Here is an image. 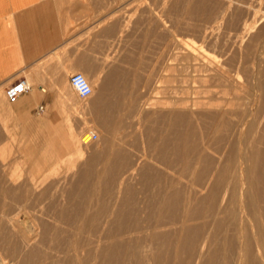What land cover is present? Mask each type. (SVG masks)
Masks as SVG:
<instances>
[{
    "label": "bare ground",
    "instance_id": "obj_1",
    "mask_svg": "<svg viewBox=\"0 0 264 264\" xmlns=\"http://www.w3.org/2000/svg\"><path fill=\"white\" fill-rule=\"evenodd\" d=\"M216 3V9H201L204 18L211 21L210 28L203 33L210 47H204L206 42L197 45L198 42L176 36L168 40V56L171 53L175 62L167 68L174 101L168 107L170 111L167 110L169 118H165L169 119L167 127L174 131L167 135L161 133L165 135L161 136L160 147L152 142L147 146H154L159 153H164L167 146L180 161V168L176 165L173 169L171 163L173 168L167 169L168 172L164 168L163 172L156 168L153 171L150 167L148 172H140L137 166L143 160H138L119 172L115 166L121 167L131 159L126 161L128 149H122L123 159L105 160L101 170H91L90 194L82 204L68 206L59 215L53 213L55 210L52 214L40 209L36 218L32 215L36 219L34 224L20 226L17 234L20 251H26L25 259L22 257L25 264L34 260L36 264H264V81L260 79L261 70L244 65L242 71L251 69L252 74L242 83L238 61L239 65L226 62L232 51L241 53L250 47L255 50L264 47V0H216ZM188 12L195 14L194 7ZM257 56L255 53L254 58L258 59ZM84 78L90 86L89 98L98 92L95 93L96 84L87 75ZM100 86L99 102L116 90L114 76L110 72L105 74ZM118 89L123 96L121 88ZM158 104L153 108L157 109ZM133 112L127 116H133ZM139 112L134 114L136 124H140ZM87 139L85 135L84 141ZM120 140L125 142V134ZM90 144L91 141L76 142L74 154L81 156ZM70 154L61 160L67 166L73 161ZM153 162L160 168L161 162L158 165ZM132 163L130 160L127 165ZM60 171L61 174L57 172L54 176L49 172L51 177L46 176L33 188L36 190L49 178H56L61 185L66 176ZM57 186L52 187L51 194L58 193ZM137 186L142 187L141 192ZM62 191L60 196H64ZM110 193H113L111 203L115 209L103 217L100 213L107 208L104 209L103 197ZM92 203L99 206L93 208ZM92 208L95 211L89 216ZM98 214L106 219L96 222ZM9 253H15V245Z\"/></svg>",
    "mask_w": 264,
    "mask_h": 264
},
{
    "label": "rangeland",
    "instance_id": "obj_2",
    "mask_svg": "<svg viewBox=\"0 0 264 264\" xmlns=\"http://www.w3.org/2000/svg\"><path fill=\"white\" fill-rule=\"evenodd\" d=\"M192 6L194 7L195 13L193 15L188 12V9ZM75 7L76 20L74 31L78 32V30L83 29L82 34L77 36L75 41L81 39L85 49L89 48L91 65L84 72L74 70L70 74L80 72L84 76L87 75L96 84L95 93H98L89 98H78L68 85L67 77L69 74L58 81L42 84L44 92L51 91L52 97L46 102L40 103V100L35 101L28 107L26 114H20L17 117L14 111L19 110L17 106L18 100L13 104L7 103L3 95L5 85L0 86V264H25L23 261L26 251H20V237L17 234L20 226L22 225L21 227H24L32 223L34 224L36 219L34 220L33 217H37L36 215H38L40 209H44L45 212L49 213L55 210L53 213L55 212L54 214L58 213L59 215L68 206L82 204L81 201L90 194L89 183L91 181V170H101L105 160L110 161L112 159L118 161L120 158L123 159L124 150L128 149L129 152L125 151L127 157L125 159L127 161L131 157L130 160L133 163L127 165L129 160L125 162L126 164L121 165V167L120 164H117L115 168L118 166L116 170L119 172L135 165L138 160H143L137 166L140 172H148L150 168L153 171L156 168L159 172L164 168L168 172L167 169L170 170L172 164L174 166V168L172 167L173 169H176L175 167L180 164V161H178L176 156L171 152V149L167 146L165 147L167 149L164 153H159L157 148H153L154 146H147L148 142H152L156 147H160L162 144V141H160L162 139L161 136L163 137V135L174 131L167 127L169 119H166L167 117L169 118L170 108L168 109V107H171L172 101H174V94L170 90L172 84L169 82L168 75L170 71L168 69L170 68L169 65L174 66L175 64L171 53L168 56L170 52L168 40L176 36L192 43L198 42L197 45H200L199 42L202 44L206 42L204 47H210L208 41L206 39V41L204 40L203 33L210 28L209 25L211 24L208 22L211 21L208 18H204L205 16H203L204 14L201 9H216V0L215 2L214 0H75ZM78 7L81 10L80 16L78 15ZM211 44L214 45V43ZM215 49L217 52L219 51L217 48ZM251 49H254V52ZM245 52L248 54V56H245L249 58L244 56L246 54ZM258 52L259 54H257ZM231 53L234 55H231ZM237 53L235 51L230 52L227 57L229 60L227 59L226 62L228 64H240H238L240 66L239 80L241 82L243 81L242 83H246L244 81L250 77L252 74V66H254V69L261 70V72L259 71L261 78H259L264 81V68H262L264 66H262L264 64V47L258 50L250 47L246 51ZM255 53L258 55V59L254 58ZM250 59L252 61L255 60L257 63L254 61L250 64ZM94 63L96 64L95 67L93 66ZM244 65L247 67L250 66L248 68L251 69H244L242 71L243 67L245 68ZM108 72L114 76L116 90L114 92H107L108 94L106 95L108 96L99 102L98 95L102 92L100 81ZM26 79L31 85V90L25 95L30 94L31 91L35 93L37 91L35 84L28 78ZM119 87L121 88L123 96L119 95ZM156 100H159V102H155ZM94 101L97 102V105H94L96 104ZM107 101L108 105H106ZM144 102L146 103L145 106H143L145 104ZM152 103L153 106H151ZM39 104L43 106V110H45L46 105L50 108L48 122L44 121V126L54 127L49 132L47 140H52L57 150L55 147H46V143L49 142L41 139V137H37V132L41 131V128L44 127L39 123L43 119V112H36L35 109ZM111 104H114L115 107ZM156 104H158V108L154 109L156 108L154 107ZM98 105L99 107H97ZM142 108H146L147 110L144 109V111ZM163 108L166 109L163 110ZM137 109H140V112ZM130 112H133V116H130ZM135 112L141 113V118L143 116L142 119L140 118V124H136ZM155 112L157 115H155ZM128 113H130L129 116H127ZM100 114H104V121ZM153 115L155 117L158 116V120L156 118L157 121ZM128 118L133 121L130 122ZM122 122L123 124H121ZM36 123H39L37 128H40V130L35 128ZM133 126L135 127L133 128ZM24 127L27 128L23 132L26 133V138L20 135ZM88 129H91L90 132H95L96 138L91 141L89 147L83 150L81 156H76L73 152L74 144L76 142L80 143V135ZM121 131L125 134L124 143L120 140L123 135ZM161 133L165 134L161 135ZM60 147L65 148L67 153L60 149ZM54 150L57 153L50 155V152L53 153ZM68 152L71 153L69 157L73 161L71 165L67 166L68 163L61 160ZM144 152L148 154L145 155ZM140 153L141 158H139ZM95 156L96 158H94ZM175 159L177 160L175 161ZM156 160H160L159 162L161 163L159 164ZM153 161L157 165L159 164L158 167L160 168L157 169ZM150 162L153 164L149 165ZM62 165H66L68 168ZM55 166H57L55 169H58L60 173L58 171L57 173L55 169L52 170ZM126 166L128 167L126 168ZM179 168L180 165L177 169ZM60 170L63 173L65 172L66 176L65 182H62L61 185L60 183L59 185L57 184L58 180L56 178H49L46 182L40 184V187L36 190L33 188L34 184H39L46 176L51 177L49 172L54 176L55 173L61 174ZM55 183L59 186L58 193L63 190L64 192L62 191L61 193H64V196H60V193H50L53 190L52 187L57 186ZM140 187L137 186L138 190H136L138 192L142 191V187ZM110 192H113V190ZM58 195L61 198H58ZM103 198L105 199V204H103L105 205L104 209L107 208L105 212L100 214L103 217L104 215L107 217L109 210L115 209V205L111 203L113 193ZM98 206L92 203L93 208H97ZM93 208L89 210V216H92L95 211ZM35 210L37 213H34L36 212ZM27 212L31 217L33 215V217L28 216ZM100 214L96 215V222H100L98 219H103V221L106 219L102 218ZM141 216L144 218V213ZM14 245L15 253L12 255L9 252ZM151 250L154 251V249ZM35 261L30 262V264H36L37 261Z\"/></svg>",
    "mask_w": 264,
    "mask_h": 264
},
{
    "label": "crops",
    "instance_id": "obj_3",
    "mask_svg": "<svg viewBox=\"0 0 264 264\" xmlns=\"http://www.w3.org/2000/svg\"><path fill=\"white\" fill-rule=\"evenodd\" d=\"M75 20V0H0V86L28 78L37 88L35 93L25 95L30 85L29 91L18 98L19 110L14 111L17 117L26 114L35 101L46 102L52 97L51 91L44 92L42 84L58 81L74 70L84 72L91 65L89 48L85 49L81 39L75 41L83 31H74ZM49 110L48 105L42 110V126L48 122ZM53 129L44 126L37 137L47 140ZM26 130L22 129L21 137L26 138ZM47 142L46 147L57 148L52 140ZM60 149L66 153L65 148Z\"/></svg>",
    "mask_w": 264,
    "mask_h": 264
},
{
    "label": "built area",
    "instance_id": "obj_4",
    "mask_svg": "<svg viewBox=\"0 0 264 264\" xmlns=\"http://www.w3.org/2000/svg\"><path fill=\"white\" fill-rule=\"evenodd\" d=\"M68 85L74 91L78 98L84 99L90 93V86L87 80L80 72H74L67 77ZM30 85L27 83L25 78H17L14 81L10 82L7 86L4 87L3 95L7 103L13 104L18 98L28 92ZM42 90V89H41ZM43 106L39 104L35 109L36 112H41ZM87 135V141H84V136ZM96 138L95 132L91 131L85 134L80 135V143L85 144L89 141H92Z\"/></svg>",
    "mask_w": 264,
    "mask_h": 264
}]
</instances>
